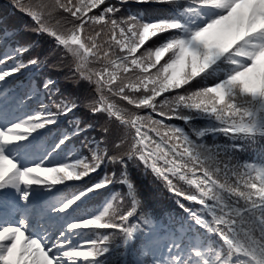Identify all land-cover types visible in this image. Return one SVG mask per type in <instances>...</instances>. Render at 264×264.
Segmentation results:
<instances>
[{
    "label": "snow or ice",
    "instance_id": "obj_1",
    "mask_svg": "<svg viewBox=\"0 0 264 264\" xmlns=\"http://www.w3.org/2000/svg\"><path fill=\"white\" fill-rule=\"evenodd\" d=\"M13 7L36 39L0 31V264H264V0Z\"/></svg>",
    "mask_w": 264,
    "mask_h": 264
},
{
    "label": "trees",
    "instance_id": "obj_2",
    "mask_svg": "<svg viewBox=\"0 0 264 264\" xmlns=\"http://www.w3.org/2000/svg\"><path fill=\"white\" fill-rule=\"evenodd\" d=\"M133 10H136L135 8ZM141 11H147L148 14H151V10L148 9H140ZM31 20L22 14L20 11L13 7V0H0V31L4 28L7 29H17L19 37L27 42L29 39H36L30 32L27 31L26 26L31 25ZM2 52V49H0ZM83 140L81 137L80 141H76L73 145H70V148H76L79 150L80 144ZM260 152L257 149L255 152L249 151L246 153V156H254L259 157ZM103 175V173H101ZM137 183L140 187L141 192L144 197L151 204L155 213L164 218L168 213H178L179 209L175 204V198L171 196V194L163 191L162 189H158L155 185L149 183L142 178H137ZM131 260V257L128 258Z\"/></svg>",
    "mask_w": 264,
    "mask_h": 264
}]
</instances>
